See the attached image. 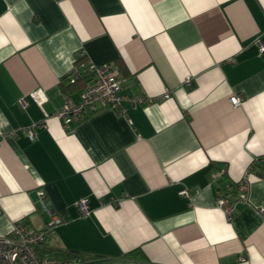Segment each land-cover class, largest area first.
<instances>
[{"label":"crops","instance_id":"1","mask_svg":"<svg viewBox=\"0 0 264 264\" xmlns=\"http://www.w3.org/2000/svg\"><path fill=\"white\" fill-rule=\"evenodd\" d=\"M258 40L264 0H0V236L45 228L48 208L63 223L44 256L264 264ZM88 63L117 67L122 93L142 100L66 127L57 113L84 88L67 76ZM219 194L236 203L232 217Z\"/></svg>","mask_w":264,"mask_h":264},{"label":"built area","instance_id":"2","mask_svg":"<svg viewBox=\"0 0 264 264\" xmlns=\"http://www.w3.org/2000/svg\"><path fill=\"white\" fill-rule=\"evenodd\" d=\"M258 42L261 52H264V44L260 40ZM84 55L85 53H80V56ZM83 72L90 75L91 83L81 93V100L75 102L71 98H66L64 105L57 113L66 127H69L73 121L80 120L99 109L110 107L118 111H124L123 107L126 102L135 105L137 101L142 100V98H131L122 93L123 78L119 69L112 64L95 65L88 63L84 69L75 66L71 71L70 82L75 83L80 80L84 75ZM230 102L238 106L242 102V97L234 95L230 98ZM20 105L24 109L27 105L26 100L21 99ZM33 126L20 129L31 140L36 137ZM13 134L17 135L18 131H14ZM238 187L242 193L238 199L247 201L248 179H243ZM180 194L184 197H191L187 189L182 190ZM217 204L225 209L229 217H232L236 203L230 200L228 194H219ZM77 206L81 216L91 214L88 199L81 198L77 201ZM46 210L50 215V220L45 228H29L21 222L16 223L8 235L0 236V264H81L82 259L79 257L59 259L39 253V248L47 242L54 230L63 223V219L57 216L54 210L48 208Z\"/></svg>","mask_w":264,"mask_h":264},{"label":"trees","instance_id":"3","mask_svg":"<svg viewBox=\"0 0 264 264\" xmlns=\"http://www.w3.org/2000/svg\"><path fill=\"white\" fill-rule=\"evenodd\" d=\"M82 59H83V61L85 60V56L84 57H81ZM79 67V66H78ZM81 69H84L85 68V66H83V67H80ZM83 77L80 79V80H78L77 82H75V83H71L70 81H71V72L69 73V75L67 76V80H68V82L70 83V85H76V84H78L79 82H84V88L82 89V91L89 85V83L91 82V79H90V75H88L86 72H83ZM81 91V92H82ZM237 186V185H236ZM39 253L41 254V255H43L41 252H40V249H39ZM64 254V256H65V258H70V259H72V258H76L78 255H75L73 252H64L63 253Z\"/></svg>","mask_w":264,"mask_h":264}]
</instances>
